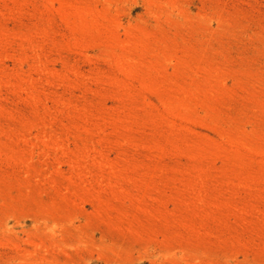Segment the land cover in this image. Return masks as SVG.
<instances>
[{"label": "rangeland", "instance_id": "1", "mask_svg": "<svg viewBox=\"0 0 264 264\" xmlns=\"http://www.w3.org/2000/svg\"><path fill=\"white\" fill-rule=\"evenodd\" d=\"M0 264H264V0H0Z\"/></svg>", "mask_w": 264, "mask_h": 264}]
</instances>
